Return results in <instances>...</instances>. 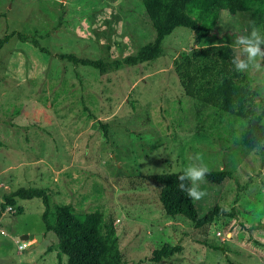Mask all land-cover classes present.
Masks as SVG:
<instances>
[{"label":"rangeland","instance_id":"obj_1","mask_svg":"<svg viewBox=\"0 0 264 264\" xmlns=\"http://www.w3.org/2000/svg\"><path fill=\"white\" fill-rule=\"evenodd\" d=\"M256 14L221 10L199 42L178 26L164 38L162 55L100 73L57 54L109 60L133 54L155 36L140 0H0V37L16 33L0 48V202L19 186H38L57 203L109 213L123 264H228L226 256L234 264H264V142L246 148L240 120L211 108L197 119L172 70L180 53L220 43L248 62L237 39L264 41ZM259 47L264 52V42ZM255 63L259 69L248 62L243 70L264 108V58ZM201 162L232 176L198 182L206 193L194 200L198 216L216 204L233 214L195 227L183 215L164 213L152 175ZM17 203L21 213L0 217V264H67L56 236L44 229L41 199ZM22 234L42 239L21 240ZM16 241L31 242L20 250ZM164 244L181 250L151 261Z\"/></svg>","mask_w":264,"mask_h":264},{"label":"trees","instance_id":"obj_2","mask_svg":"<svg viewBox=\"0 0 264 264\" xmlns=\"http://www.w3.org/2000/svg\"><path fill=\"white\" fill-rule=\"evenodd\" d=\"M146 18L152 25L155 36L141 45L133 54L117 59L90 58L73 52L58 53L57 57L78 66H90L100 73L117 71L123 66L147 62L163 54V40L174 28L182 26L192 30L195 42L211 33L219 12L231 14L241 11H257L258 19L264 23V0H140ZM255 14V13H254ZM16 34L10 32L0 37V48ZM18 34V33H17ZM22 36L21 34H18ZM25 38V37H24ZM34 43L38 45L35 41ZM238 61L233 48L228 44H211L183 52L172 60L185 95L194 101L195 114L201 119L206 108L216 114H224L240 120L242 131L239 142L254 149L264 142V108L256 102L257 91L244 70H238ZM85 110H88L85 107ZM103 128L106 124H102ZM177 172H162L152 175L159 187V200L163 211L170 217L185 216L195 227L211 223L219 216L232 215L221 205H213L202 216H198L194 200L179 189ZM232 173L227 168L209 169L205 177L212 183L221 184ZM186 187L190 180L183 181ZM38 197L43 204L41 214L46 232L56 238L58 255L67 256V264H123L117 245L118 237L113 217L99 209H77L70 203L52 201L49 188L19 186L4 194L0 202V217L6 206L22 212L17 200ZM208 246L225 252L224 243ZM52 250L51 246L47 247ZM181 250L180 245L164 244L152 250L150 260L158 262ZM228 264H234L227 256Z\"/></svg>","mask_w":264,"mask_h":264},{"label":"clouds","instance_id":"obj_3","mask_svg":"<svg viewBox=\"0 0 264 264\" xmlns=\"http://www.w3.org/2000/svg\"><path fill=\"white\" fill-rule=\"evenodd\" d=\"M253 37H257V33L253 32ZM261 41L258 37L255 42L253 39H249L246 37H239L237 39V45H239L243 52L247 55L248 62H252L254 67L259 69V64L255 63L258 58H264V52L261 51L259 45ZM248 62L245 61H236V66L238 70H243L248 67ZM194 160H199V156L193 158ZM209 172L207 166L201 163H191L188 167L183 170V174L177 177L179 183V189L182 192H186L187 196L193 200L201 199L206 193L199 190L198 182L203 181L206 173ZM190 180L191 186L186 187L183 181Z\"/></svg>","mask_w":264,"mask_h":264},{"label":"built area","instance_id":"obj_4","mask_svg":"<svg viewBox=\"0 0 264 264\" xmlns=\"http://www.w3.org/2000/svg\"><path fill=\"white\" fill-rule=\"evenodd\" d=\"M14 210H15L14 207L8 205V206L5 207L4 212H13ZM28 243H30V242H27V243L26 242H22V243H18L17 242V247H18V249L21 250V249L25 248Z\"/></svg>","mask_w":264,"mask_h":264},{"label":"water","instance_id":"obj_5","mask_svg":"<svg viewBox=\"0 0 264 264\" xmlns=\"http://www.w3.org/2000/svg\"><path fill=\"white\" fill-rule=\"evenodd\" d=\"M33 237H35L36 240H38V241H40L42 239V235L41 234H36V235H33V234H22V235L19 236V238L21 240H27V239L33 238Z\"/></svg>","mask_w":264,"mask_h":264},{"label":"crops","instance_id":"obj_6","mask_svg":"<svg viewBox=\"0 0 264 264\" xmlns=\"http://www.w3.org/2000/svg\"><path fill=\"white\" fill-rule=\"evenodd\" d=\"M53 184H54V185H52V190H54L53 187H55L56 183H53ZM54 191H55V190H54ZM54 194H55V192H54ZM55 196H56V195H55ZM60 200L64 201L63 199H60ZM52 201L55 202L54 199H53V197H52ZM17 204H18V203H17ZM29 242H31V241H29ZM37 242H38V241H36V243H37ZM36 243H35V244H36Z\"/></svg>","mask_w":264,"mask_h":264}]
</instances>
